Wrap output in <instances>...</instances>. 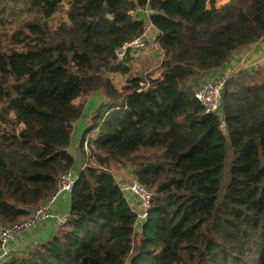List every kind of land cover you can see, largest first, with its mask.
Listing matches in <instances>:
<instances>
[{
	"label": "trees",
	"instance_id": "obj_1",
	"mask_svg": "<svg viewBox=\"0 0 264 264\" xmlns=\"http://www.w3.org/2000/svg\"><path fill=\"white\" fill-rule=\"evenodd\" d=\"M144 8L164 52L148 78L116 57L144 33ZM23 13L33 19L4 28ZM263 39L264 0H0V228L56 194L76 164L74 125L105 98L79 145L87 163L66 223L3 264H264V72L230 77L221 115L195 98ZM110 74L128 77L121 90ZM113 163L153 193L140 228Z\"/></svg>",
	"mask_w": 264,
	"mask_h": 264
},
{
	"label": "built area",
	"instance_id": "obj_2",
	"mask_svg": "<svg viewBox=\"0 0 264 264\" xmlns=\"http://www.w3.org/2000/svg\"><path fill=\"white\" fill-rule=\"evenodd\" d=\"M136 12H143L146 17H149L154 13L149 8L139 9ZM152 27L154 26L148 22L141 37L125 43L119 49H117V59L119 61H123L128 57L136 58L148 51V49L155 48L160 53L159 58H161L162 61L164 52L159 45V33L156 35H150V28ZM224 85L225 82L222 80L208 78L204 80L196 89L195 98L203 107L205 114L221 115V100L223 96ZM145 86L147 87L148 85L142 84V87ZM84 148L85 151L88 152L87 143H85ZM85 167L86 166H84L82 170L85 169ZM75 180L76 177L73 176L72 171L64 174L58 182L56 194L44 205L35 209L29 219L0 228V264L11 260L13 257L9 250V243L18 236H22L25 233L31 231L37 224L42 223L50 218H56L60 224V227L66 223L68 216H57V214H54V206L60 194L65 192L70 193L72 191ZM120 189L126 199L128 197H133L139 202L138 208H134L132 210L137 217V227L140 228L143 222L147 220L149 210L152 207V191L148 190L135 179L130 185L120 186Z\"/></svg>",
	"mask_w": 264,
	"mask_h": 264
},
{
	"label": "crops",
	"instance_id": "obj_3",
	"mask_svg": "<svg viewBox=\"0 0 264 264\" xmlns=\"http://www.w3.org/2000/svg\"><path fill=\"white\" fill-rule=\"evenodd\" d=\"M230 1L231 0H213L217 8L227 4ZM135 15L140 19H144L146 23L149 22L148 17H146L143 12H136ZM157 33L158 32L154 27L150 28V35H156ZM153 55L159 57L160 53L155 48H150L144 53L143 57L147 58L149 62L150 59H153ZM141 56L142 55L139 57ZM240 71H246L251 74L258 71L264 72V39L259 43L249 47L248 49L235 52L231 56L230 60L209 78H216L226 82L230 77L234 76ZM100 103L101 102L98 101L95 96H92L87 102L85 108V111L86 109L88 110V116L85 117L83 122H79L81 120L80 119L74 125V132L77 128L75 136L73 135L75 143H73L72 140V144L70 146V152L75 157L76 161L75 167L72 170L74 177H76L78 172L82 170L84 166H86L87 160L85 159V155L82 153V151L80 152L79 145L87 128L91 113ZM110 173L120 186L130 185L134 180L133 169L131 167H123L119 164L113 163L110 166ZM126 200L132 209L138 208L139 202L135 198L128 197ZM70 204V193L65 192L60 194L54 206V214H57V216L68 215ZM59 228L60 224L58 220L56 218H50L42 223L37 224L31 231L25 233L22 236H18L13 241H11L8 245L9 250L14 257L24 255L28 251L34 249L37 244L46 242L48 239H50V237H52L59 230Z\"/></svg>",
	"mask_w": 264,
	"mask_h": 264
},
{
	"label": "rangeland",
	"instance_id": "obj_4",
	"mask_svg": "<svg viewBox=\"0 0 264 264\" xmlns=\"http://www.w3.org/2000/svg\"><path fill=\"white\" fill-rule=\"evenodd\" d=\"M11 9L12 8H10V10ZM23 14H24V16H21V17L17 14L16 15H12V14L7 15L6 19L8 20V22H7V25L4 26V28L5 29L11 28L10 26H12V23L14 24V27H16L17 25H19L22 22V20H25V22H27V21H30L33 19V15H29L27 13H23ZM63 18L64 17L62 15H57L52 19L51 24L53 26H56L58 24V22L60 20H62ZM143 56H144V53L142 54L141 57H143ZM141 57L138 56L136 58L132 57V58L126 59V61H125L126 64L131 66L132 75L140 76L143 78L156 77L157 75H159L158 68L162 62V61H160V58L156 55H153L152 56L153 59H150V61L148 62L147 58H144V57L141 58ZM109 77L111 78L114 86L118 90H121L125 86L127 78H128L127 76H124L121 74H110ZM203 81H201L196 86V88L199 87V85ZM196 88H195V90H196ZM93 96H95L98 99V101H100V102L105 101V98H104L102 93H97V94H94ZM87 116H88V110L86 109V111L83 114V117L81 118V120L79 122H83L85 120V117H87ZM76 130H77V128L75 129V132L73 134L74 136H75ZM74 136L72 138L73 143H75ZM80 152H81V150H80ZM227 157H228L227 163L229 164V162L231 161V152L228 149H227ZM85 159H86V156H85ZM224 184H225V181L223 183V186H224ZM12 256H13V254H12Z\"/></svg>",
	"mask_w": 264,
	"mask_h": 264
},
{
	"label": "water",
	"instance_id": "obj_5",
	"mask_svg": "<svg viewBox=\"0 0 264 264\" xmlns=\"http://www.w3.org/2000/svg\"><path fill=\"white\" fill-rule=\"evenodd\" d=\"M109 19H111V17L109 16ZM119 62H122L121 60ZM76 181V180H75Z\"/></svg>",
	"mask_w": 264,
	"mask_h": 264
}]
</instances>
